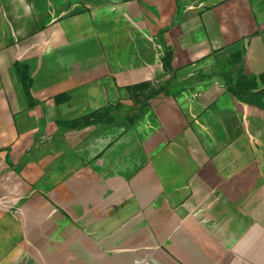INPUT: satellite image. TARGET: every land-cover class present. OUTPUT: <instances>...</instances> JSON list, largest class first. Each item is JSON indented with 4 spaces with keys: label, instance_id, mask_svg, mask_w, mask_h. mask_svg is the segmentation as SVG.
Segmentation results:
<instances>
[{
    "label": "crops",
    "instance_id": "crops-1",
    "mask_svg": "<svg viewBox=\"0 0 264 264\" xmlns=\"http://www.w3.org/2000/svg\"><path fill=\"white\" fill-rule=\"evenodd\" d=\"M0 264H264V0H0Z\"/></svg>",
    "mask_w": 264,
    "mask_h": 264
},
{
    "label": "rangeland",
    "instance_id": "rangeland-1",
    "mask_svg": "<svg viewBox=\"0 0 264 264\" xmlns=\"http://www.w3.org/2000/svg\"><path fill=\"white\" fill-rule=\"evenodd\" d=\"M162 90L165 91V88H159L158 93H161L160 91ZM149 94L150 92L146 91L145 94H142L141 96L140 95L137 96L138 97L137 101L132 100L131 104H127V105L125 104L124 106L122 104L115 103V104H110L109 106L106 107H102L94 111V112L100 111V113H97L98 115H95L94 112H90L84 115L83 117L73 119V120H79L78 126L73 129L70 128V123H69L73 120L58 122L57 123L58 128L60 129V131L70 130L69 132H67V134H73L75 132H87L92 127L105 126L107 124L115 123L118 124V128L122 132H125L127 130H130L138 126L140 122H143L144 120L143 115L146 113V111L150 109L153 103L152 99L154 98V96H150ZM92 113L93 115L91 116V118L84 120V118L88 117ZM79 134L82 135V133ZM80 135H76V136H79L83 142V137ZM120 137L121 135L118 138H116V142L119 141ZM82 145L85 146V143H83Z\"/></svg>",
    "mask_w": 264,
    "mask_h": 264
},
{
    "label": "trees",
    "instance_id": "trees-1",
    "mask_svg": "<svg viewBox=\"0 0 264 264\" xmlns=\"http://www.w3.org/2000/svg\"><path fill=\"white\" fill-rule=\"evenodd\" d=\"M17 70H18V73H20V82H21V85H22V89L24 91V94L25 95H28V86L26 85L25 82L23 83V77H24L25 72H26V67H24V66L18 67ZM240 79L243 81V84H245V85H247L249 83V80H247L244 77H241ZM129 91L131 93L132 100L133 101H137V98H138L137 96L138 95L141 96L142 94H145L146 91H149L150 92V94H149L150 96H155L159 92V88L155 89V88L150 87L148 85H138V86H134L132 88H129ZM94 113H95V115H98L97 113H100V111L99 112L97 111V112H94ZM92 115H93V113L90 114L88 117L85 116L86 118H84V120H86L88 118H91ZM78 122H79V120H73V121L69 122L70 123V128L73 129V128L77 127L78 126Z\"/></svg>",
    "mask_w": 264,
    "mask_h": 264
}]
</instances>
